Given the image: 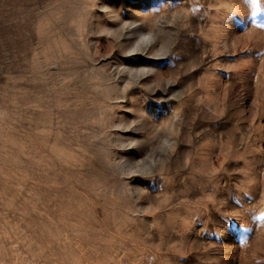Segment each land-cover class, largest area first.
I'll use <instances>...</instances> for the list:
<instances>
[{
    "label": "rangeland",
    "instance_id": "rangeland-1",
    "mask_svg": "<svg viewBox=\"0 0 264 264\" xmlns=\"http://www.w3.org/2000/svg\"><path fill=\"white\" fill-rule=\"evenodd\" d=\"M0 264H264V0H0Z\"/></svg>",
    "mask_w": 264,
    "mask_h": 264
}]
</instances>
